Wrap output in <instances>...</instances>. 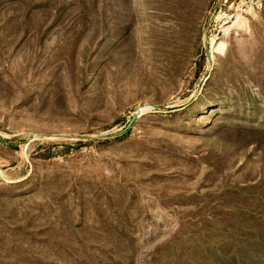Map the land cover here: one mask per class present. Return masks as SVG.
Returning a JSON list of instances; mask_svg holds the SVG:
<instances>
[{"label":"rangeland","instance_id":"1","mask_svg":"<svg viewBox=\"0 0 264 264\" xmlns=\"http://www.w3.org/2000/svg\"><path fill=\"white\" fill-rule=\"evenodd\" d=\"M236 3L0 0V264H264V7Z\"/></svg>","mask_w":264,"mask_h":264},{"label":"built area","instance_id":"2","mask_svg":"<svg viewBox=\"0 0 264 264\" xmlns=\"http://www.w3.org/2000/svg\"><path fill=\"white\" fill-rule=\"evenodd\" d=\"M264 7V0H237L235 9L240 12H251Z\"/></svg>","mask_w":264,"mask_h":264},{"label":"water","instance_id":"3","mask_svg":"<svg viewBox=\"0 0 264 264\" xmlns=\"http://www.w3.org/2000/svg\"><path fill=\"white\" fill-rule=\"evenodd\" d=\"M137 115H138V114L135 112V113L133 114L132 117L135 118Z\"/></svg>","mask_w":264,"mask_h":264}]
</instances>
